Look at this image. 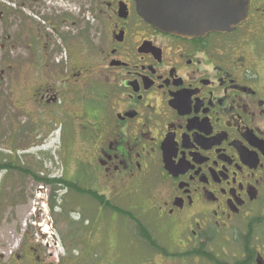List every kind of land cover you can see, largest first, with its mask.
Instances as JSON below:
<instances>
[{"label": "flooded vegetation", "instance_id": "obj_1", "mask_svg": "<svg viewBox=\"0 0 264 264\" xmlns=\"http://www.w3.org/2000/svg\"><path fill=\"white\" fill-rule=\"evenodd\" d=\"M1 127L28 149L58 139V173L32 177L75 197L88 264L121 262L108 243L95 260L102 221L128 264H264V0L195 39L135 0H0Z\"/></svg>", "mask_w": 264, "mask_h": 264}, {"label": "rangeland", "instance_id": "obj_2", "mask_svg": "<svg viewBox=\"0 0 264 264\" xmlns=\"http://www.w3.org/2000/svg\"><path fill=\"white\" fill-rule=\"evenodd\" d=\"M58 144L56 138L48 148L31 145L32 148L28 149L29 142L24 136L12 134L7 127L0 128V256L6 260L16 252L22 254L25 251L28 256H39L52 264H58L59 260H62L60 264L92 263V239L85 237L84 243V239L80 240L89 222L76 219L79 216L75 197L70 193L64 197L62 191L56 199L55 192L61 189L60 186L39 182L32 177V174L45 177L50 172L58 173ZM150 189L151 185H132L128 191L145 196ZM61 200L65 202L64 211ZM88 205L97 208L90 202ZM101 225L105 227L97 233L102 244L96 250L100 253L96 262L106 256L108 243L112 262L131 263V252L126 246L115 243L113 230L105 221Z\"/></svg>", "mask_w": 264, "mask_h": 264}, {"label": "water", "instance_id": "obj_3", "mask_svg": "<svg viewBox=\"0 0 264 264\" xmlns=\"http://www.w3.org/2000/svg\"><path fill=\"white\" fill-rule=\"evenodd\" d=\"M139 15L175 37L195 39L235 31L248 17L250 0H135Z\"/></svg>", "mask_w": 264, "mask_h": 264}, {"label": "trees", "instance_id": "obj_4", "mask_svg": "<svg viewBox=\"0 0 264 264\" xmlns=\"http://www.w3.org/2000/svg\"><path fill=\"white\" fill-rule=\"evenodd\" d=\"M6 167H11V166L7 165ZM37 181H39V182H43V181L40 180V179H37ZM46 184L54 185L52 181H48V182H46Z\"/></svg>", "mask_w": 264, "mask_h": 264}]
</instances>
